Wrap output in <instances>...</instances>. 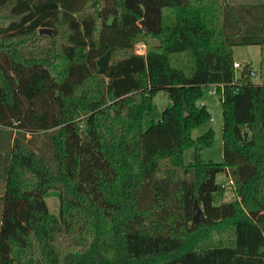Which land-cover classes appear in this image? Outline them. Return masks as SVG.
Wrapping results in <instances>:
<instances>
[{
	"label": "trees",
	"instance_id": "1",
	"mask_svg": "<svg viewBox=\"0 0 264 264\" xmlns=\"http://www.w3.org/2000/svg\"><path fill=\"white\" fill-rule=\"evenodd\" d=\"M250 45L264 0H0V264H264V81L232 57ZM206 91L221 163L200 156L212 130L191 136L211 120Z\"/></svg>",
	"mask_w": 264,
	"mask_h": 264
},
{
	"label": "rangeland",
	"instance_id": "2",
	"mask_svg": "<svg viewBox=\"0 0 264 264\" xmlns=\"http://www.w3.org/2000/svg\"><path fill=\"white\" fill-rule=\"evenodd\" d=\"M230 4H250L261 2L263 0H223ZM135 51L137 54L143 53V47L139 44L135 46ZM233 61L240 64L243 67L245 64L255 70V75L251 76L252 82L260 83L264 81V46H237L233 48L232 53ZM236 76L240 75V70L236 69ZM169 99L165 91L158 92L153 98L154 111L149 115H146L143 119V127L148 128L152 122H157L160 119L161 113L164 108L168 105ZM204 104L207 108L210 118L212 121L208 120L203 123L201 126L196 127L191 130V136L193 139L203 135L209 130H212L214 133V138L212 144L208 147H204L200 150V156L204 161H211L215 163H221L223 160V145H222V114H221V105L220 97L210 92H205L198 101V104ZM46 140L42 134L37 135L35 148L36 150L44 149L47 153L49 150L46 148ZM194 157V148L187 149L183 158L186 164L191 163ZM51 165H54V162H51ZM217 183L224 185V194L217 203L228 202L235 198L233 189L228 183V178L224 174H219L216 179ZM3 194H4V179L0 178V223H1V213L4 206L3 203ZM44 200L46 202L48 211L59 217V200L58 192L49 191L45 196Z\"/></svg>",
	"mask_w": 264,
	"mask_h": 264
},
{
	"label": "water",
	"instance_id": "3",
	"mask_svg": "<svg viewBox=\"0 0 264 264\" xmlns=\"http://www.w3.org/2000/svg\"><path fill=\"white\" fill-rule=\"evenodd\" d=\"M139 25L140 26H143V22L140 21L139 22ZM39 33L40 34H50V30H48V29H40L39 30ZM249 73H250V70H248V72L246 74L244 72H242V76H247V75H249ZM202 219H203L202 210L198 206L197 202L195 201L194 204H193V217H192V222L194 224H196V223L200 222Z\"/></svg>",
	"mask_w": 264,
	"mask_h": 264
},
{
	"label": "crops",
	"instance_id": "4",
	"mask_svg": "<svg viewBox=\"0 0 264 264\" xmlns=\"http://www.w3.org/2000/svg\"><path fill=\"white\" fill-rule=\"evenodd\" d=\"M236 63V62H235ZM239 70H240V75L239 76H242V72H244L245 74L248 72V70H251V71H254L255 72V70L254 69H252L250 66H249V64H245L243 67H241V68H239ZM239 76H237V77H239Z\"/></svg>",
	"mask_w": 264,
	"mask_h": 264
},
{
	"label": "built area",
	"instance_id": "5",
	"mask_svg": "<svg viewBox=\"0 0 264 264\" xmlns=\"http://www.w3.org/2000/svg\"><path fill=\"white\" fill-rule=\"evenodd\" d=\"M142 47H143V46H142ZM233 66H234L235 69H239V68H241V65L238 64V63H235V62H234V64H233ZM249 74L252 76V75H255V72L250 70V73H249ZM208 92H210L211 94H213L212 91H208ZM210 121H212V119H211ZM228 183L231 185V181H230L229 179H228ZM222 186H224V185H222Z\"/></svg>",
	"mask_w": 264,
	"mask_h": 264
}]
</instances>
